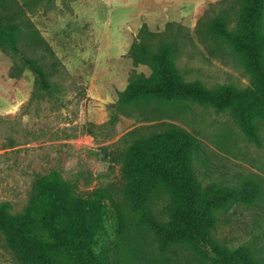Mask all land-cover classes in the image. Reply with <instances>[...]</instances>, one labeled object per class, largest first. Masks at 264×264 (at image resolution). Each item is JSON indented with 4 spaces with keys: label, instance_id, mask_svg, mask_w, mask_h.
Listing matches in <instances>:
<instances>
[{
    "label": "rangeland",
    "instance_id": "374dc122",
    "mask_svg": "<svg viewBox=\"0 0 264 264\" xmlns=\"http://www.w3.org/2000/svg\"><path fill=\"white\" fill-rule=\"evenodd\" d=\"M156 1L0 0V19L18 26L20 50L44 67L53 86L39 91L20 55L0 47V203L9 202L12 215L27 214L37 180L57 171L71 202L99 188L111 196L101 244L111 248L112 264H217L208 246L162 245L132 205L122 137L136 128L176 126L197 141L193 164L203 186H248L252 192L255 186V197L216 212L214 237L229 250L249 249L254 264H264V120L257 124L258 144L231 110L211 104L155 103L156 114L118 104L134 72L152 74L148 62L129 55L136 42L157 51L172 41L185 82L212 91L251 87L240 54L211 29L221 19L235 30L243 0H169L182 6L163 15L155 10L145 20L146 3ZM148 204L161 221L170 219L174 200L167 188L157 187ZM0 264H26L1 229Z\"/></svg>",
    "mask_w": 264,
    "mask_h": 264
},
{
    "label": "trees",
    "instance_id": "16d2710c",
    "mask_svg": "<svg viewBox=\"0 0 264 264\" xmlns=\"http://www.w3.org/2000/svg\"><path fill=\"white\" fill-rule=\"evenodd\" d=\"M145 29L146 26L142 31ZM211 29L240 54L253 77L251 87L212 91L198 82H185L174 64L172 41H163L157 51L145 42H136L129 55L148 62L152 74L134 72L118 104L152 114L157 113L151 109L155 103L192 100L211 104L219 110H231L248 138L260 144L257 124L264 120V0H243L242 18L235 30L221 19ZM3 46L19 54L34 72L39 91L53 89L44 67L20 50L18 26L0 19V47ZM151 129H133L121 140L125 146L122 152L125 175L132 181L129 193L141 222L155 232L164 246L184 242L200 249L204 245L216 253L217 264H254L249 249L225 248L215 239L214 231L216 212L235 201L249 200L253 193L255 197V186L254 192L248 186L243 189L213 183L203 186L194 171L196 139L176 126L169 125L162 131ZM159 186L167 188L174 200L171 217L166 222L157 218L148 204ZM69 198L61 174L52 171L37 180L27 214L12 215L10 203H0V229L26 264H112L111 248L101 244L106 201L111 196L99 188L74 202Z\"/></svg>",
    "mask_w": 264,
    "mask_h": 264
},
{
    "label": "crops",
    "instance_id": "0c3cea01",
    "mask_svg": "<svg viewBox=\"0 0 264 264\" xmlns=\"http://www.w3.org/2000/svg\"><path fill=\"white\" fill-rule=\"evenodd\" d=\"M179 6H182V2L180 1L170 2L169 0H157L156 2H147L142 13L144 14L145 20H148L154 18L153 15H155V10L163 15L167 10L179 8ZM124 48L127 49V46Z\"/></svg>",
    "mask_w": 264,
    "mask_h": 264
}]
</instances>
